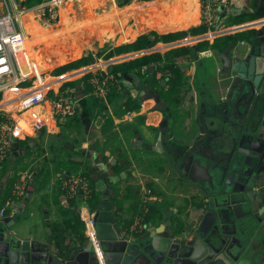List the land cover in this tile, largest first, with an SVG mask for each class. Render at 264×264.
<instances>
[{"label":"crops","instance_id":"1","mask_svg":"<svg viewBox=\"0 0 264 264\" xmlns=\"http://www.w3.org/2000/svg\"><path fill=\"white\" fill-rule=\"evenodd\" d=\"M76 1L80 0H68L65 5L69 2L72 4L71 10L77 11L76 8L79 9L80 6L76 7ZM172 1L174 0H85L84 21L76 24L75 27L57 31L53 35L51 33L34 42L29 41L27 52L29 50L32 52L33 60L39 65L41 71L45 72L50 70L48 62L52 67H56L59 62L66 64L73 61L78 55L80 58L95 57L97 47L94 49L91 42L94 39L90 38V35L86 37V34L92 27L94 30L97 25L102 27L101 31L105 41L99 45L110 46L108 53L120 45L133 43L138 37L151 31L166 34L177 30H190L192 27L201 25L200 0H182L181 4L184 7L172 4ZM229 3V10L227 14L225 13L226 15L224 14L226 19L230 15L237 17L252 11L264 10L262 0H229ZM67 7H65L66 11H68ZM91 11L101 15L98 18L92 15V19L86 20ZM57 15H59L58 22L55 25H50L51 27L45 25L50 31L51 28L54 31L53 29L57 28L59 23L62 25L60 22L64 15L62 9H59ZM72 18H77V16L74 14ZM30 23L28 18L29 28H33ZM230 23L229 26H233ZM235 25H246L244 31H255L252 36L254 45L257 44L259 49L264 47V16L251 22ZM57 36L60 37L56 38ZM97 36L101 37L99 33ZM62 37L68 38L59 40ZM45 42L52 45L43 46ZM212 43L210 42V44ZM252 44L249 40L242 41L224 51L212 50L209 47L202 52L191 54L189 58L178 59L179 68L189 77L190 87L179 106L173 109L162 103L158 94L149 89V86L147 88L140 86L138 95L131 96L140 99L141 109L132 118L124 117V119L115 121L118 133L122 128H125L127 133L121 131L116 141L117 144H112L114 142H111L112 145L109 144L111 152L106 154L108 162L99 160L95 139L100 135L94 127L95 129L91 131L93 140L89 144L87 140L86 144L82 145L86 152L77 158L78 162L83 163L80 170H89L90 175L93 172L91 176L94 181L96 198L90 197L87 203L80 199H69L60 191L59 173L56 171L55 165L51 163V181L48 187L39 191L34 179L30 176L25 198L18 202L8 200L4 204L9 192L7 183L18 163L16 154L19 152L22 156L27 151V146H23L25 142L17 141L16 152L8 161L9 165L4 175L0 177V211L5 210V217H11L16 215L19 207H23L15 233L23 239L49 241L52 244L53 252L60 250L57 244L58 241H61L59 244L61 249L70 250L73 253L82 243L87 242V239L81 242L76 236L77 230L85 225L81 218L82 213L90 210L95 216L102 203L105 204V209L100 211L99 220L106 222L114 217L117 225L129 229L128 232H135L132 230V225L138 219L139 207L142 205L146 206L148 210V214L146 213L144 218V223L148 226L151 225L157 229L164 227V231L182 229V226L196 228L198 222L204 217L205 195L199 187L190 181L189 177L184 175L180 163L184 158L193 154L196 145L204 137L206 125L214 121L211 117L215 106L219 101L227 99L233 90L234 74L227 66L228 59L238 61L242 57L248 56ZM33 46H35L34 49H32ZM46 50L52 56L46 58L44 62L42 55H45ZM107 54H103L101 57ZM127 55L122 56L127 57ZM101 57H95L94 61ZM161 76V73L157 74V78L160 79ZM128 80L123 79V82ZM76 89V94L79 95L80 92H78V88ZM83 98L86 99L84 93ZM82 113H85V107L80 106V119ZM195 120L196 124H193ZM125 122L130 125L122 126ZM93 124L94 122H92ZM85 131L84 128L83 133ZM52 132L54 135L46 139L43 144L28 142L29 146L33 148L38 144L48 156L49 145L57 140L64 144L65 137L62 134L68 133V130L64 131L63 126L57 124ZM161 133L163 152L155 149ZM60 135L61 137L58 138ZM120 141L122 142L121 147L123 146L124 149L123 155L114 150V148H119ZM89 154L93 160L97 158L101 163L94 166L91 161L90 165L95 167L94 170L87 163ZM133 155L139 157L140 161L134 159ZM121 156H125V161ZM147 158H151L150 162L145 161ZM29 173L27 170L21 175ZM96 180L104 182L106 191H98ZM29 193L31 198L27 199ZM73 204L80 215L79 225L73 223L69 217ZM62 209L66 213H62ZM107 215L111 218L105 220ZM58 224L60 226H57ZM58 233L61 234V239L55 240Z\"/></svg>","mask_w":264,"mask_h":264},{"label":"water","instance_id":"2","mask_svg":"<svg viewBox=\"0 0 264 264\" xmlns=\"http://www.w3.org/2000/svg\"><path fill=\"white\" fill-rule=\"evenodd\" d=\"M227 66L233 90L215 106L214 121L193 154L180 163L205 195L203 219L196 228L164 231L144 224L132 233L113 217L99 239L106 264H256L258 248L252 247L264 236V47L253 42L248 56L228 59ZM140 86L139 78L125 81V93L137 96ZM162 142L161 133L155 148L161 152ZM96 181L104 191V182ZM98 208L96 223L105 204ZM22 212L21 206L15 216H0V264H100L88 240L72 253L21 238L15 229Z\"/></svg>","mask_w":264,"mask_h":264},{"label":"built area","instance_id":"3","mask_svg":"<svg viewBox=\"0 0 264 264\" xmlns=\"http://www.w3.org/2000/svg\"><path fill=\"white\" fill-rule=\"evenodd\" d=\"M67 1L47 0L45 4L38 5L34 10L37 11L38 19L42 23L53 26L55 25L53 16ZM200 2L201 25L206 28L203 34L188 36L171 43H159L153 48L130 53L127 57L106 58L104 55L89 66L61 75H54L53 70L40 72L34 65L32 52L26 51L29 37L21 29L23 22L20 21L28 12L24 10L25 8L19 10L18 6H15L12 11L0 16V163L12 158L16 152L17 141L43 144L46 139L54 135L52 130L57 124L60 125L67 118H75L79 115L77 89H62L65 84L74 81L75 76L82 78L91 75L90 89L84 94L85 98L94 99L99 105L106 104L107 111H103L99 119L107 115L113 116V110L108 104L110 89L114 85L119 90L124 87L123 79L114 77L110 70L117 62L124 58L140 56L142 53H164L172 48L191 46L203 41L214 42L221 36L246 29V25L223 24L230 6L229 0H200ZM26 66L28 72H24ZM96 115L98 119V112ZM133 116V113H128L125 117ZM29 180L30 176L24 174L16 181L13 190L14 202L25 198ZM58 186L69 199H80L84 203L89 201L92 194L90 180L82 172L60 173ZM146 213L147 210L144 209V213L138 216L134 229L143 228ZM0 216H6V211L2 209ZM81 218L85 222L88 241L92 243L100 264H106L95 230V216L88 210L82 213Z\"/></svg>","mask_w":264,"mask_h":264},{"label":"trees","instance_id":"4","mask_svg":"<svg viewBox=\"0 0 264 264\" xmlns=\"http://www.w3.org/2000/svg\"><path fill=\"white\" fill-rule=\"evenodd\" d=\"M43 2V0H26L25 4L28 6H36ZM264 16V10H259L258 12L252 11L250 13L243 14L241 16L234 17L230 15L227 19L228 22H231L230 25L251 22L260 17ZM230 20V21H229ZM206 31V28L202 25L199 27H192L190 30H177L166 34H159L156 31L148 32L144 35L138 37L133 43L123 44L114 48L111 52L106 55V58H114L122 55L130 54L133 52L144 51L149 48H153L159 43H171L178 40H181L188 36H198L203 34ZM255 31H242L235 34H228L221 36L214 40L212 44L209 41L199 42L194 46H183L176 47L165 51L164 53L160 52H151L144 55H140L133 58H127L122 61L117 62L114 67L112 74L116 78L129 79L133 80L139 78L141 80V86L143 88L150 87L153 92L157 93L160 101L164 103L170 109L178 107L181 100L188 93L190 82L189 77L185 75L182 70L179 68L177 61L180 58H189L191 54H196L211 48L212 50H221L224 51L229 49L242 41H250V44L253 43ZM78 55L72 62L64 66H60L53 71L54 75H61L69 71L78 69L80 67L89 66L95 60L93 56H87L80 58ZM50 70L52 69L51 64L48 62ZM161 73V78H157V74ZM91 75H85L78 80L71 81L65 84L62 89L67 88H78L80 85L81 92L87 94L90 89L89 79ZM162 81H165V85H162ZM125 88L121 90L117 89V86H112L108 96V104L113 110V116L107 115V117L102 116L103 111H107L106 104L99 105L98 102L94 99L87 98V110L91 118H96L98 112L99 126L96 127L98 130L99 138L95 139L96 148L100 147L99 154L104 162H108V157L105 156V152L108 150V145L111 142H116L119 133L126 132L125 128L118 133L116 130L115 121L117 119H124V117L131 112H139L141 109V103L139 98H134L131 95L125 93ZM184 95V96H183ZM97 119V120H98ZM79 115L75 118H70L68 121L60 123L63 126L64 131L68 130V133H63L62 136L66 137L68 135H73L71 146L63 145L59 141L51 143L49 145L50 157L46 155V152L43 151L42 147L36 144L35 147L31 148L28 142H25L23 146H27V151L24 155H20L18 152L17 165L15 166L14 173L12 174L11 179L7 183L8 194L4 204L9 201H14L15 197L13 196L14 184L20 178L21 174L25 171H29L31 177L34 179L35 184L38 186V190H42L49 186L51 181V167L50 164L55 165L56 171L60 174L65 172L67 173H78L82 172L86 175L91 183L92 194L91 197L96 198V191L94 186V181L92 176L89 173V170H80L82 162H78L77 158L83 156L86 152L82 145L86 143V139L83 133L85 125L81 122ZM125 121V120H124ZM130 125V123H123L124 125ZM127 133V132H126ZM58 136V138H60ZM114 144V143H112ZM122 142L120 141L119 148H115V152H120L123 155V146L121 147ZM123 157V156H121ZM8 164V161H6ZM5 162L0 163V177H2L7 169L4 165ZM2 166V168H1ZM95 208V207H94ZM72 210L70 211V218L72 222L76 225L80 224V215L77 212L75 205L73 204ZM61 212L66 213V211L61 210ZM146 220V219H145ZM57 226H60L58 224ZM85 225L80 227L76 236L81 242L88 240L85 234ZM61 239V234L55 236V240ZM61 241H58V247Z\"/></svg>","mask_w":264,"mask_h":264},{"label":"rangeland","instance_id":"5","mask_svg":"<svg viewBox=\"0 0 264 264\" xmlns=\"http://www.w3.org/2000/svg\"><path fill=\"white\" fill-rule=\"evenodd\" d=\"M25 1L26 0H12V1L9 2L8 0H0V16L4 15L5 13H7L9 11H12V9L15 8V6H18L19 10L22 9V8H25L24 10H26L28 12L21 17V20L20 21L23 22V24L21 26V29L23 31H25V33L28 35V37L30 39V42L31 41H36V39H41L43 37H47L51 33L53 35V33L57 32V31H60V30H63V29H67L68 27H71V28L72 27H75L76 24H79V23H81V21H84L85 20L84 19L85 18V12H86L84 10V8L86 7L85 0H80V1H76L75 2L76 3V7L80 6L79 9L76 8L77 11H72L71 10L72 4H70L69 3L70 1H69L67 3L68 5L67 4L66 5H63L60 8V10L62 9V13L64 15H62L63 17L61 18V21L60 20L59 21L61 22V24L64 27L62 28V25H60V23H59V25L57 26V28H54L53 29L54 31H52V28H51V31H50L49 29H47V27H45V24L42 23L38 19L37 11L34 10V8L37 7L38 5L30 7L27 4H25ZM181 1L182 0H174V1H172V4L174 3V4H177L178 6H181L182 7L183 5L181 4ZM46 2H47V0H43V2L41 4H39V5H43ZM77 2L79 3L78 5H77ZM65 7L68 8V11L65 10ZM74 14L77 16V18H72ZM92 15H94L96 18H98L101 14L96 13V12L95 13L94 12L92 13V11H91V13L87 16L86 20L92 19V17H93ZM58 16L59 15H57V14H55L53 16V19H54L55 23L58 22ZM28 18L31 21L33 28H29V24H27ZM223 24L224 25H229V22H228V20L226 18L224 19ZM97 26L95 27L94 30L92 29L93 28L92 27L90 29V31L87 32L86 37L88 35H90V38H93L94 39V40H91V42H92V44L94 46V49H95V47H97L96 50H95L96 52H95L94 56L95 57H101L103 54H107L108 53L107 51L110 49V46H108V45L100 46L99 45L100 43L102 45L103 42H105V41H104V34L101 31V28L102 27L99 26V25H97ZM98 33L101 35V37L100 36L99 37L97 36ZM60 35H62V34H60ZM58 37H60V36H57L56 38H58ZM66 38H68V37H66ZM66 38L62 37V38H59V40L66 39ZM123 40H124V38H123ZM46 45H52V44H48L47 42H45V44L43 46H46ZM34 48H35V46L32 47V49H34ZM38 48H40V47H38ZM105 52H107V53H105ZM75 55H76V53H75ZM75 55H74V57H75ZM51 56H52V54L48 50H46L45 55H42V58H43V60L45 62L46 58H50ZM66 64H68V63H66ZM66 64H60V62H59L58 66L52 67L51 70L54 71L56 68H58L60 66H64ZM45 66L48 69V67H47L46 64H45ZM76 79H79V77L78 76H75L73 80H76ZM78 92H80V94L79 95L77 94L78 96L76 98L78 99V101L80 103V106L82 108L85 107V113H82V115H81L82 116L81 117V120H82L81 122H83V124L85 125L86 131L84 133V136H85L86 141L88 140L87 142L89 144V142L93 140V138L91 136V131H92V129H95L97 126H99L98 125L99 124V119L97 120L94 117L91 118V116L89 115V113L87 111V107H88L87 101H86V99L83 98V93H81L80 85H78ZM131 113H133L135 115V113H138V112H131ZM68 120H70V118H67L65 121H68ZM92 122H94V124H93L94 126L92 125ZM193 124H196V120L193 122ZM92 126H93V128H92ZM88 127H89V129H88ZM74 136H76V134H74V133H73V135L66 136L65 139H64V141H65L64 144L67 145V146H71L70 144L72 142V139H74ZM115 143L117 144V142H114V144ZM109 144L112 145L111 143H109ZM110 145H108V150L105 152V156L106 157H108L106 154L111 152V151H109V149L111 148ZM115 146H117V145H115ZM119 146H120V144H119ZM99 148L100 147H98L96 150H97L98 155L100 156V154H99V150L100 149ZM114 150H115V148H114ZM93 155H96V154H93ZM133 158L134 159L136 158V160H138V162L140 161L139 157H137V156H134L133 155ZM88 159H89V160H87L88 166L91 169H93V170L95 168L94 166H96L95 164H101V163H99V161L97 160V158L95 160H93L92 159V156L90 154H89ZM101 159L102 158L100 156L99 160H101ZM123 159L125 161V156L123 157ZM150 160H151V158L145 159V161H147V162L148 161L150 162ZM91 161H92V164L94 166L93 165H90V162ZM4 165L7 167L9 164H7V162H5ZM28 176H31V174L29 173ZM104 191H106V188H105ZM110 218L111 217L109 215H107L105 220H108ZM95 230H96V233H97V236H98L99 239L103 238V236L105 235V233L108 231L107 227L105 226L104 222H102V220H99V222H97L95 224ZM257 242H258L257 239H255V245L252 247V248L255 247V250L257 248H258V250L260 248H262V243L258 246V243Z\"/></svg>","mask_w":264,"mask_h":264},{"label":"flooded vegetation","instance_id":"6","mask_svg":"<svg viewBox=\"0 0 264 264\" xmlns=\"http://www.w3.org/2000/svg\"><path fill=\"white\" fill-rule=\"evenodd\" d=\"M263 1V5H262V7H264V0H262ZM139 214H143L144 213V209H146L147 210V207L146 206H144V205H142V206H140L139 207ZM147 212H148V210H147ZM148 214V213H147ZM134 224H135V222H134ZM134 224L132 225V226H134ZM143 224H145L144 223V220H143ZM144 226V225H143ZM132 230L133 231H135V232H138L139 230H138V228H132ZM262 248H260L259 250H257V252H256V255H257V258H256V264H264V236H262Z\"/></svg>","mask_w":264,"mask_h":264},{"label":"bare ground","instance_id":"7","mask_svg":"<svg viewBox=\"0 0 264 264\" xmlns=\"http://www.w3.org/2000/svg\"><path fill=\"white\" fill-rule=\"evenodd\" d=\"M29 41H30V39H28V41H27V43H26L27 46H28ZM25 49H26V51H27V48H25ZM33 61H34V60H33ZM34 63H35V64H34ZM34 63H33V64L36 66V68L39 69L40 72H42L41 69H40V67H39V65H38L35 61H34ZM32 68H33V67H32ZM24 72H28L27 66L25 67Z\"/></svg>","mask_w":264,"mask_h":264}]
</instances>
